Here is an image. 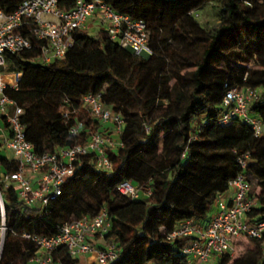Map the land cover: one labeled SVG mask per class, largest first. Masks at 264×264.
I'll return each instance as SVG.
<instances>
[{"label": "trees", "instance_id": "trees-1", "mask_svg": "<svg viewBox=\"0 0 264 264\" xmlns=\"http://www.w3.org/2000/svg\"><path fill=\"white\" fill-rule=\"evenodd\" d=\"M20 1L0 0V8L11 12ZM106 1L114 10L146 23L153 54H133L117 43L109 51L115 42L106 31L90 35L78 29L72 47L51 62L39 61L43 41L32 36L30 48L5 55L4 71L21 72L17 88L5 93L23 108L21 122L35 152H55L93 133L112 134V126L93 118L82 104V96L89 92L100 93L125 124L118 136L122 145L105 147L112 169L99 170L94 152L82 156L61 193L44 206L24 204L14 187L0 179L6 226L0 264H31L37 247L22 233L51 236L64 223L103 208L110 228L102 239L113 242L118 254L108 264H187L182 249L191 238L169 240L164 231L184 220L204 226L216 196L239 175L248 182L252 175L261 189L257 194L250 189L256 204L247 223L264 220V135L255 136L250 124L237 118L219 122L225 91L251 87L259 95L250 113L264 123V70L247 67L252 56H264V13L254 11L250 0ZM212 1L218 2L220 18L204 28L192 11ZM62 2L68 7L72 0ZM178 38L196 47L197 56L176 51L171 42ZM229 43L240 45L234 59L223 53ZM176 56L184 61L182 68L191 69L169 74L168 60L176 61ZM225 59V68L215 67L225 65ZM156 109L162 112L153 118ZM77 124L79 133L72 136L69 129ZM246 153L250 161L242 168L237 157ZM0 166L3 174L14 172L18 162L0 157ZM123 180L150 188L151 193L130 199L116 190ZM1 219L0 213V223ZM248 238L258 244L255 254H222L216 264H264V234ZM53 258L57 264H84L62 247Z\"/></svg>", "mask_w": 264, "mask_h": 264}, {"label": "built area", "instance_id": "built-area-1", "mask_svg": "<svg viewBox=\"0 0 264 264\" xmlns=\"http://www.w3.org/2000/svg\"><path fill=\"white\" fill-rule=\"evenodd\" d=\"M195 12L192 11V14L196 15ZM91 17L97 19L109 39L119 46L129 47L137 55L153 54L146 23L114 10L106 0H72L68 7L63 5L62 0H21L11 12L6 13L0 8V115L8 129L5 144L12 150L18 162L16 171L3 174V181L7 186L14 187L18 199L28 206H44L58 196L64 180L74 172L75 162L88 153L96 154L95 163L99 170L109 172L112 162L106 155L105 147L122 145L120 140L111 135L93 133L81 143L39 154L25 136V125L21 122L23 108L5 93L7 88H17L21 76V72L4 71L5 55L8 52L30 48L32 36L43 41L40 48L42 62L48 63L61 58L72 47L75 30L89 31L88 19ZM258 95L259 90L251 87L227 89L219 122L227 124L237 118L250 124L255 136L264 135V123L257 115L250 113V107ZM81 101L93 118L110 124L112 133L117 132L118 136L121 134L125 124L123 116L110 105H105L100 93H86ZM69 133L76 136L79 125L72 126ZM237 161L245 168L250 161V155L242 154L237 157ZM250 189V183L239 175L229 182L225 192L216 196L213 205L215 210L210 213L204 226H197L193 220H184L172 230L164 231L169 240L178 237L191 238L190 245L182 249L187 264H216L220 255L233 254L235 239L242 235L260 238L264 234V220L257 219L247 223L248 213L256 204ZM116 190L130 199L138 198L141 193H151L150 188H144L131 180L119 182ZM0 213L1 253L6 234L1 199ZM109 228L110 218L103 208L95 215H84L64 223L51 236L27 232L22 233V236L32 240L37 247L35 254L29 259L31 264H57L53 253L60 247L71 258L88 257L93 263L108 264L118 256L115 244L104 241L98 246L93 242V237L98 235L102 238Z\"/></svg>", "mask_w": 264, "mask_h": 264}, {"label": "rangeland", "instance_id": "rangeland-1", "mask_svg": "<svg viewBox=\"0 0 264 264\" xmlns=\"http://www.w3.org/2000/svg\"><path fill=\"white\" fill-rule=\"evenodd\" d=\"M250 5L254 8V11H258L261 13H264V0H250ZM196 11V19L204 28H209L211 25H215L220 18L219 14V8H218V2L212 1L205 3L202 7L198 8ZM91 23V22H90ZM99 32L98 29H90L89 34L90 35H96ZM172 47L181 53H189L191 55L197 56L198 49L196 47H190L188 46L183 40L178 38V40H172L171 42ZM240 45L239 44H232L229 43L227 47L224 46L223 53L226 54L231 59L236 58L235 52L238 51ZM114 48H116V42L110 43L108 50L111 51ZM158 55L161 54V52H157ZM226 60V59H225ZM40 62H42L41 59H39ZM183 60L176 56V61L174 60H168L167 63V71L169 74H171L174 70H179V74L186 73L191 68L185 67L182 68ZM225 65L220 62L215 64L216 68H225L228 65V61H225ZM240 62L237 63V67H240ZM247 67L250 70H264V56H252L247 63ZM161 110L156 109L152 116L153 118L158 117L161 114ZM161 135V134H159ZM111 136L114 139H118V133L113 132ZM250 188L252 189L254 194H257L260 192V187L257 184V179L250 175ZM264 245V244H262ZM258 244L251 240L250 238L246 236H240L239 238L235 239L234 241V252L232 254L233 257L237 256H244L248 254H255V250L257 249ZM88 264V263H87Z\"/></svg>", "mask_w": 264, "mask_h": 264}, {"label": "crops", "instance_id": "crops-1", "mask_svg": "<svg viewBox=\"0 0 264 264\" xmlns=\"http://www.w3.org/2000/svg\"><path fill=\"white\" fill-rule=\"evenodd\" d=\"M91 22V23H90ZM88 24L90 25V28L89 30L92 28V29H98L99 31L100 30H103L102 26L100 25V23H98L97 19H95L94 17H91L88 19ZM89 32V31H88ZM8 136V129H7V126L5 125V121L4 119L2 118V116L0 115V157H3V158H6L8 161L10 160H15L16 161V157L14 155V153L12 152V150H10L6 144H5V139L6 137ZM28 175L33 177V174H31L30 172H28ZM2 177H3V169L2 167L0 166V179L2 180ZM34 178V177H33ZM214 207L212 208L211 212L212 213L214 211ZM210 215V214H209ZM209 218V217H208ZM93 242L96 244V245H101L104 243V240L98 236V235H95L93 237ZM82 259V261L84 262V264H90V263H93L90 258L88 257H80Z\"/></svg>", "mask_w": 264, "mask_h": 264}, {"label": "water", "instance_id": "water-1", "mask_svg": "<svg viewBox=\"0 0 264 264\" xmlns=\"http://www.w3.org/2000/svg\"><path fill=\"white\" fill-rule=\"evenodd\" d=\"M127 50L131 52V49L129 47H126ZM140 56L147 57L145 54H139ZM1 199V198H0ZM1 254V253H0Z\"/></svg>", "mask_w": 264, "mask_h": 264}]
</instances>
